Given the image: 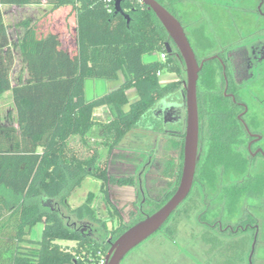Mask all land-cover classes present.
I'll return each instance as SVG.
<instances>
[{
	"label": "trees",
	"instance_id": "16d2710c",
	"mask_svg": "<svg viewBox=\"0 0 264 264\" xmlns=\"http://www.w3.org/2000/svg\"><path fill=\"white\" fill-rule=\"evenodd\" d=\"M41 1L0 0V96L11 91L17 122L16 129L0 127V264H103L109 247L106 235L81 234L71 223L66 225L59 212H42L33 200L48 202L69 181L75 180L78 187L85 176L103 188L109 178L106 163L98 162L97 154L79 158L70 139L78 137L86 144L92 129L99 127L109 157L163 95L181 92L183 62L171 43L167 52L165 31L140 0H120L118 13L116 0H46L51 9L31 26L24 24L27 29L19 42L28 78L11 86L13 55L1 6ZM156 54L165 59L151 58ZM163 72L176 75V80L160 83L158 73ZM214 76V70L204 65L197 84L198 112L210 117L211 136L200 155L195 181L209 188L215 186L218 171L247 169V160L236 157L225 144L222 126L235 129L226 103L218 98L211 105L206 101L215 86ZM88 80L119 81V85L88 99ZM130 89L136 93L131 102ZM103 106L112 112L109 122L94 116L95 109ZM91 198L71 213L79 220L99 222L107 234L106 222L91 208ZM38 223H43L40 239H28Z\"/></svg>",
	"mask_w": 264,
	"mask_h": 264
},
{
	"label": "flooded vegetation",
	"instance_id": "af4514ba",
	"mask_svg": "<svg viewBox=\"0 0 264 264\" xmlns=\"http://www.w3.org/2000/svg\"><path fill=\"white\" fill-rule=\"evenodd\" d=\"M162 2L170 8L171 11L161 4L178 19L185 32L181 20L167 0H162ZM256 12L259 17L264 18V0H259ZM198 62H203L202 67L208 65L215 74V86L207 94L206 101L210 105L217 98L225 102L230 110L228 116L235 120L232 125L235 129L230 130L228 124L222 126L226 146L230 147L232 153L236 157L240 156L241 159L247 160L246 155L249 159L257 157L264 159V148L259 145L263 136L254 129V126H258L255 122L256 116L249 113V103H247L250 100H256L249 86L257 80L259 71L264 67V37H257L247 43L224 48ZM216 74L220 75V80L216 79V76L218 77ZM164 104L165 102L154 104L151 109V116L157 117V123L148 134L149 139L142 138L140 135L130 139L132 143L140 147L144 144L145 147H142L146 149L144 155L148 157L142 159L141 156L125 154L117 147L109 157L108 152L106 154L104 163H106L109 178L103 188L100 183L98 188L99 204L105 218L99 216L96 218L109 222L111 225L114 224L115 228L105 234L99 222L90 219L79 220L72 214L73 218L68 217L74 219L71 226L78 229L81 234L94 238L106 235L105 239L109 246L129 226L152 213L153 209L147 206L149 202L151 204V201H154L148 191V181L154 183L156 170L162 166V161L159 159L162 158L163 141H168L171 152L167 161L163 162L166 180L168 178L171 180L176 171L181 168L184 137L183 113L181 110L176 112L166 110ZM176 104L181 103L176 102ZM209 120L208 114L199 113V158L203 152L202 145L204 142L207 143L211 136ZM229 172L239 175L240 179L220 189L222 202L216 206L217 212L214 211L215 205L204 203L203 187L194 180L187 198L159 231L167 236L166 238L175 237L170 232L174 231L173 227L177 222V216L183 210L182 207L188 206L186 221L188 236L187 239L185 238L187 244L185 243L184 246L189 244L193 248H199L201 244L204 246V255L198 260L200 264H264V242L261 244L262 232L260 220L255 213V205L245 206L243 202L245 197H255L259 187L257 176L250 175L247 170L239 172L236 168H227L223 171L226 174ZM199 192V200L203 208L197 213L196 218H190L193 212L198 211L199 203L189 204V202L194 194ZM87 198L88 196L78 207L84 204ZM118 229H122L121 232ZM197 259H195L196 262Z\"/></svg>",
	"mask_w": 264,
	"mask_h": 264
},
{
	"label": "rangeland",
	"instance_id": "374dc122",
	"mask_svg": "<svg viewBox=\"0 0 264 264\" xmlns=\"http://www.w3.org/2000/svg\"><path fill=\"white\" fill-rule=\"evenodd\" d=\"M44 2H46V0L41 1V3ZM167 2L181 20L198 60L218 53L224 48L244 44L257 37H264V18L259 17L256 12L259 0H167ZM4 13L5 23L9 31L8 38L12 48L15 42L14 40L17 37L15 28L18 26L19 20H23L24 22L27 19V11L23 8L20 11L17 8L15 9V13L14 10L7 13L6 8H4ZM39 13L42 14V11ZM151 58L160 59L158 54L151 56ZM14 59L15 61L9 75L11 86L17 83V78L19 76L22 78L24 74L28 73L27 66L21 61L18 53L14 52ZM216 75H218L216 79L218 78L217 80H220V75ZM181 76L183 81H185L184 65L182 67ZM174 78H177V76L163 72L159 81H171L174 80ZM250 87L254 92L256 100L247 102L249 103V113L256 116L255 122L258 126H254V129H256L258 134L263 136V140L259 145L264 148V67L259 71L257 80L252 83L249 88ZM127 98L129 102L136 99L134 89H130L127 92ZM160 99H163L166 103H181L180 92L176 91L173 92V94L163 95ZM145 114L137 120L132 129L122 138L123 141L121 140L120 143H118L117 149L119 151L123 150L122 152L125 154L129 153L141 156L142 159L148 157L144 155V151L146 150L142 148L145 147L144 144L140 147L130 140L136 135H144V129L147 128V126L150 125L149 123L154 119L153 117L151 118V115L145 116ZM110 117V113H99L97 116L101 122H104V120ZM0 127H12L16 129L15 109L9 91L0 97ZM101 135V129L97 128V130L90 133L89 138H87L88 143L82 144L75 138H72L70 139L69 146L74 149L79 158L88 159L92 154H97L98 162L104 163L108 148L106 144L97 141L101 140ZM206 144L207 143L204 142L202 145L203 150L206 149ZM162 146V158L159 159L162 161V166H160L159 170H156L154 183L148 181V191L150 197L154 201H151V204L149 202L147 206L149 209L153 210H156L161 202L165 201L167 197L173 194L181 176V170H178L171 180H169V178L166 180L167 177H164L163 162L167 161L166 159L171 152L169 150L170 145L168 141H163ZM246 158L248 161L247 173L257 176L260 187L257 186V191L258 189L260 190L259 192L256 191L254 198L250 196L245 197L243 202L245 206L255 205V213L260 220L262 244V242H264V159L262 157L249 159L247 155ZM237 179H240V176L233 172L226 174L223 173V171H218L215 186L213 188L203 187L202 194L204 196V203H212L215 205L214 211L217 212L218 208L216 206L222 202L220 189ZM74 184L75 180L69 181L60 195L50 199L48 202L38 198L33 201L39 206L42 212H59V214L64 217L65 224L69 225L74 220L68 218H73L71 211L77 208L85 200V197L91 196V208L94 210L95 216L105 218L98 199L99 181L85 176L78 187H75ZM199 199L200 192L194 194L189 202V204L199 203L197 206L198 208L196 207L198 211H196V213L193 212L194 214L190 218H196L197 213L201 212V208H203ZM182 208L183 210L177 216V222L174 224V231L170 232L171 235L175 237L171 236L166 238L167 236L161 233V231H158L128 253L121 264H200L198 260L204 255V246L202 244L201 246L199 245V248H193L190 244L184 246L185 243L187 244L186 237L188 235L186 232V221L188 219L187 214L189 212V207L183 206ZM106 225L108 231L115 228V225H111L109 222H106ZM42 228L43 223H38L27 238L39 240ZM59 243L62 246L74 245L72 242ZM195 259H197V262Z\"/></svg>",
	"mask_w": 264,
	"mask_h": 264
},
{
	"label": "water",
	"instance_id": "95a60500",
	"mask_svg": "<svg viewBox=\"0 0 264 264\" xmlns=\"http://www.w3.org/2000/svg\"><path fill=\"white\" fill-rule=\"evenodd\" d=\"M119 2L120 0L115 2V13L121 12ZM140 2L153 13L165 31L169 40V43H166L167 52L171 51V43L184 65L185 81L180 92L181 104H164L166 110L173 112L181 110L183 113L184 137L181 176L175 191L162 206L129 226L110 243L103 264H120L128 253L161 229L172 213L189 195L199 161L197 84L203 62H198L184 29L175 16L157 0H140ZM124 16L128 17L127 15Z\"/></svg>",
	"mask_w": 264,
	"mask_h": 264
},
{
	"label": "crops",
	"instance_id": "0c3cea01",
	"mask_svg": "<svg viewBox=\"0 0 264 264\" xmlns=\"http://www.w3.org/2000/svg\"><path fill=\"white\" fill-rule=\"evenodd\" d=\"M4 8H6V12L8 13L9 11L11 10H14V13H15V9H19L21 11V9L23 8L24 10L27 11V19L23 22V20H19L18 22V26L15 28V34H16V38H15V42L14 44L12 45V48H11V51H12V55H13V64H14V52L15 53H18L20 58H21V54H20V48H19V42L23 36V34L25 33L26 31V27L24 26V24L26 22L29 23V25L31 26L32 24H34L35 22H37L46 12H48L50 9H51V6L46 4L45 2L44 3H41L39 5H26V6H14V5H2L1 6V12H2V18H3V22L4 24L6 25L5 23V13H4ZM42 11V14H40L39 12ZM23 22V23H22ZM8 37H9V31H8ZM10 44V42H9ZM11 47V45H10ZM21 61H22V58H21ZM162 76V73L161 75L159 76V78H161ZM176 76V75H175ZM10 77V76H9ZM28 78V73L24 74L23 77L21 78L20 76L17 78V83L14 84L13 86L17 85V84H21V83H24L26 81V79ZM176 78H174V80H171V81H175ZM171 81H160V83L164 84V83H168V82H171ZM119 85V81H108V82H104V81H93V80H88L86 82V88H85V91H86V98L88 99H93L94 97L96 96H100V95H103L105 94L106 92L108 91H111L113 89H115L117 86ZM8 92V91H6ZM4 92V93H6ZM3 93V94H4ZM9 93L11 94V91H9ZM2 94V95H3ZM1 97V96H0ZM12 97V95H11ZM13 102V101H12ZM160 102H165L163 99H160L158 100L155 104H159ZM166 103V102H165ZM14 106V104H13ZM15 109V107H14ZM127 109V107H126ZM152 109V108H151ZM151 109L148 110L145 114V116H149L151 115ZM99 113H103V114H106V113H110L111 114V117L109 119H106L104 120V122H109L113 115H112V112L110 110L109 107L107 106H103V107H99V108H96L95 111H94V116L97 118V116L99 115ZM154 118L152 120V122H150L147 126V128L144 129V135H140L142 138H146V139H149V136L148 134L150 133L151 129L154 128V125H156L157 121H156V118L157 117H154V116H151V118ZM15 126L17 128V122H16V111H15ZM98 129H101L99 127H94L91 131V133L95 130ZM102 132V135H101V140H97L99 141V143H101L102 141V138H103V131L101 130ZM101 134V133H100ZM77 141H79V138L78 137H74ZM91 138V137H90ZM123 141V140H122ZM118 147V146H117ZM100 183V182H99Z\"/></svg>",
	"mask_w": 264,
	"mask_h": 264
},
{
	"label": "built area",
	"instance_id": "2783aa9c",
	"mask_svg": "<svg viewBox=\"0 0 264 264\" xmlns=\"http://www.w3.org/2000/svg\"><path fill=\"white\" fill-rule=\"evenodd\" d=\"M159 58L162 59V60H164L165 59V55L164 54H161V55H159ZM160 75H161V73H158V76H160Z\"/></svg>",
	"mask_w": 264,
	"mask_h": 264
}]
</instances>
